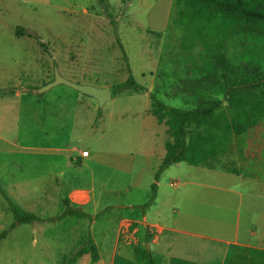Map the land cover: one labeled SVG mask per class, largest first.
Listing matches in <instances>:
<instances>
[{"label": "rangeland", "instance_id": "obj_1", "mask_svg": "<svg viewBox=\"0 0 264 264\" xmlns=\"http://www.w3.org/2000/svg\"><path fill=\"white\" fill-rule=\"evenodd\" d=\"M173 2L0 0V185L20 209L42 219L10 228L14 215L0 193V264H44L58 257L71 264L88 254L91 230L105 226L103 236L110 239L116 222L124 226L131 218V229L139 225L135 218L142 210L126 203H144L151 189L146 193L137 185L140 179L131 177L126 164L143 165L140 178L148 179V166L161 163L172 138L152 112L151 93L168 105L197 104L182 88L193 61L184 58L187 52L169 31ZM18 28L33 36L18 34ZM195 60L203 62L198 54ZM56 68L71 80L96 86L112 87L132 74L147 89L117 92L103 106L65 84L37 91L54 79ZM72 148L94 152L95 162L71 160ZM210 165L264 176V118L235 135L230 151ZM170 169L164 172L172 174L165 178L168 194L178 189L168 184L178 179ZM210 177L196 175L207 182ZM79 189L77 195L88 192L81 203L70 199ZM206 189L220 193L199 188ZM67 200L90 216L60 218ZM125 204L128 215H119ZM196 221L174 217L176 225L204 231L206 224Z\"/></svg>", "mask_w": 264, "mask_h": 264}, {"label": "trees", "instance_id": "obj_2", "mask_svg": "<svg viewBox=\"0 0 264 264\" xmlns=\"http://www.w3.org/2000/svg\"><path fill=\"white\" fill-rule=\"evenodd\" d=\"M98 1L104 4V0ZM108 17L114 24L115 20ZM168 28L180 40L179 47L187 52L184 58L193 61L182 88L197 98V104L168 105L151 93L152 112L168 126L172 138L166 142V152L147 201L136 205L142 211L154 202L159 177L167 167L181 161L210 165L230 151L235 135L243 134L264 118V0H174ZM17 33L33 36L19 28ZM118 42L124 50L120 39ZM236 47L238 50L232 51ZM197 54L203 59L200 65L196 64ZM112 89L115 94L147 88L130 74ZM0 193L14 215L10 228L42 220L20 209L1 185ZM65 215L90 216L74 209L69 200L60 218ZM147 242L148 238L145 244L133 248L137 264H159V257L146 246ZM90 250L92 261H97L96 246L91 244ZM233 253L237 260L229 264H264V249L234 246Z\"/></svg>", "mask_w": 264, "mask_h": 264}, {"label": "crops", "instance_id": "obj_3", "mask_svg": "<svg viewBox=\"0 0 264 264\" xmlns=\"http://www.w3.org/2000/svg\"><path fill=\"white\" fill-rule=\"evenodd\" d=\"M146 103L148 106V101ZM55 149L60 154L64 151L60 147ZM77 150H70L76 152L75 157L70 155L71 160H77L80 165L95 162L94 152L89 150V155L83 156L82 150ZM159 165L148 166L149 172L145 174L148 179L140 178L144 175L143 165L137 167L134 162L128 163L126 171L131 177L140 179L134 182L147 193ZM170 168H174L172 170L178 179L170 178L168 184L178 186V189L168 194L165 178L172 174L164 172H169ZM165 170L159 177L154 202L142 211L141 218H135L139 222L138 226L133 229L128 226L131 218H125L129 222L124 226L116 222L110 239L103 236L107 231L105 226L91 230V244L96 246L98 252L97 261L93 262L88 252L73 258L70 263L137 264L133 248L139 243L145 244L146 238L149 239L147 243L151 251L159 257V264H229V261L237 260V255L233 253L234 246L264 249V176L240 170L237 166L225 168L208 164L193 165L186 161L173 163ZM197 172L205 173L206 176L213 174L214 177L208 178V182L205 178L198 180ZM58 183L60 181L56 179ZM133 184L131 182L128 187L131 188ZM200 187L218 189L220 193L208 189L200 192ZM90 188L94 191L93 186ZM86 193L81 202L87 198ZM126 204L137 208L136 205L141 203ZM126 204L119 215H128ZM180 215L189 220L196 219L199 223L203 221L206 224L205 230L197 231L174 224V217ZM62 258L65 257L45 261L44 264H63Z\"/></svg>", "mask_w": 264, "mask_h": 264}, {"label": "water", "instance_id": "obj_4", "mask_svg": "<svg viewBox=\"0 0 264 264\" xmlns=\"http://www.w3.org/2000/svg\"><path fill=\"white\" fill-rule=\"evenodd\" d=\"M58 84L68 85L83 94L92 96L98 101L100 106H103L108 100L113 98V90L110 85L96 86L89 83L76 82L61 74L57 68L55 69L54 79L42 88L37 89V91L42 92ZM146 246L149 248V243H146Z\"/></svg>", "mask_w": 264, "mask_h": 264}, {"label": "built area", "instance_id": "obj_5", "mask_svg": "<svg viewBox=\"0 0 264 264\" xmlns=\"http://www.w3.org/2000/svg\"><path fill=\"white\" fill-rule=\"evenodd\" d=\"M81 154H82L83 156H88V155H89V150H88V149H84V150L81 151ZM79 191H82V190H77V191H75V192L73 193L72 201L77 202V203H80V202L83 200L84 193H83V195H82V193H80V194L77 195V193H78ZM81 196H82V197H81Z\"/></svg>", "mask_w": 264, "mask_h": 264}]
</instances>
